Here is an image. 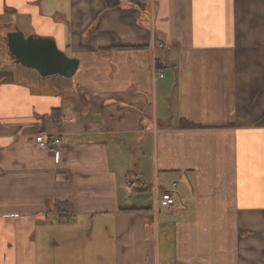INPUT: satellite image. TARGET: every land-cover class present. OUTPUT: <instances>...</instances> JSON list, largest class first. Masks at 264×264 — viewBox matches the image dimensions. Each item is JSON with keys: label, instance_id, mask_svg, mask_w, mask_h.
<instances>
[{"label": "crops", "instance_id": "crops-1", "mask_svg": "<svg viewBox=\"0 0 264 264\" xmlns=\"http://www.w3.org/2000/svg\"><path fill=\"white\" fill-rule=\"evenodd\" d=\"M3 26L79 68L0 36V264H264V0H0Z\"/></svg>", "mask_w": 264, "mask_h": 264}, {"label": "water", "instance_id": "water-1", "mask_svg": "<svg viewBox=\"0 0 264 264\" xmlns=\"http://www.w3.org/2000/svg\"><path fill=\"white\" fill-rule=\"evenodd\" d=\"M4 35L9 55L17 64L34 69L43 78L61 76L71 79L79 68V61L69 57L61 51L55 41L38 36H25L23 32L13 26Z\"/></svg>", "mask_w": 264, "mask_h": 264}, {"label": "built area", "instance_id": "built-area-1", "mask_svg": "<svg viewBox=\"0 0 264 264\" xmlns=\"http://www.w3.org/2000/svg\"><path fill=\"white\" fill-rule=\"evenodd\" d=\"M133 3H137V2H141L144 0H131ZM153 47H157V48H163L164 44L160 41L155 42L153 45ZM161 77H163V74H160ZM24 139L28 142L34 143L35 145L44 148V149H48V150H58V148L62 145L63 143V138L59 135H55L54 137L50 138V139H46L45 137H43V135L41 134H28L25 133L24 134ZM129 185L133 186V183H129ZM163 201L165 202L167 205H173L175 203V200L172 196V194L170 192H162V193H158L156 191V200L157 201Z\"/></svg>", "mask_w": 264, "mask_h": 264}, {"label": "rangeland", "instance_id": "rangeland-1", "mask_svg": "<svg viewBox=\"0 0 264 264\" xmlns=\"http://www.w3.org/2000/svg\"><path fill=\"white\" fill-rule=\"evenodd\" d=\"M4 47L6 48V49H4ZM1 49H2V51L1 52H4L5 53V57H7V59H9V58H11L10 57V55H9V53H8V50H7V46L5 45V46H1ZM12 59V58H11ZM13 61V60H12ZM14 62V61H13ZM9 63V62H8ZM12 67L14 68V69H20V70H22V71H26L27 69H26V67L24 68V66H21V64H12ZM29 69V68H28ZM61 76H52V77H49V79H52V80H54V79H58V80H60V81H62V80H64V78L62 79V78H60ZM66 79V78H65ZM68 80V79H67ZM112 149H114V147L112 148ZM123 149V148H122ZM144 154V155H143ZM138 157H139V153H138ZM140 157H142L141 158V161H140V163H139V165H138V168L140 169V168H142L143 170H144V174H147V175H152V172H153V167H152V161H151V157H150V153H149V149L146 147V149L143 151V153L141 152L140 153ZM143 181L144 182H148L147 181V179H143ZM135 182V181H134ZM144 184V183H143ZM144 186H147V184H144ZM146 192H149V190H146V191H141V193H146ZM143 204L145 205V206H148V204H149V202H148V199L147 198H145V200H144V202H143ZM152 204H153V201H152ZM153 207V205H151V208ZM154 233H155V231H154ZM156 235V234H155ZM154 235V238H156V236Z\"/></svg>", "mask_w": 264, "mask_h": 264}, {"label": "trees", "instance_id": "trees-1", "mask_svg": "<svg viewBox=\"0 0 264 264\" xmlns=\"http://www.w3.org/2000/svg\"><path fill=\"white\" fill-rule=\"evenodd\" d=\"M11 29H12V27H7V28L3 29L2 33H0V36L2 37V39L4 41H5L4 35L8 31H10ZM5 43H6V41H5ZM164 192H170V191L164 190ZM54 210H55L56 214H58L59 216H69L70 215V207H69V204L67 202L57 201L54 205Z\"/></svg>", "mask_w": 264, "mask_h": 264}]
</instances>
